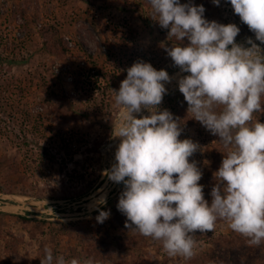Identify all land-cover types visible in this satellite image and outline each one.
Masks as SVG:
<instances>
[{
    "label": "rangeland",
    "instance_id": "obj_1",
    "mask_svg": "<svg viewBox=\"0 0 264 264\" xmlns=\"http://www.w3.org/2000/svg\"><path fill=\"white\" fill-rule=\"evenodd\" d=\"M191 2L204 6L209 21L235 23L237 43L248 47L251 37L264 49L229 0L219 6L212 0ZM157 20L149 0H0V205L11 200L62 203L45 206L52 214L26 213L32 221L25 224L17 219L23 215L0 212V264H41L45 247L54 257L91 258L95 264H200V256L204 264H264V241L250 244L224 219L213 231L193 235L190 259L169 256L160 241L120 232L108 219L96 221L95 200L106 195L100 210L110 211L123 191L122 183L103 172L114 162L119 139L112 136L124 111L115 104L113 90H119L126 69L137 60L173 77L159 107L178 119L179 139L200 145L189 159L203 172L204 193L207 177H215L228 151L187 112L177 83V74L187 73H180L165 51L184 42L168 36ZM20 41L23 48L16 47ZM256 120L264 123V113H254ZM38 221L52 223V232L47 235ZM79 232L85 241H79ZM100 237L108 239L111 253L97 263L92 248Z\"/></svg>",
    "mask_w": 264,
    "mask_h": 264
},
{
    "label": "clouds",
    "instance_id": "obj_2",
    "mask_svg": "<svg viewBox=\"0 0 264 264\" xmlns=\"http://www.w3.org/2000/svg\"><path fill=\"white\" fill-rule=\"evenodd\" d=\"M149 2L160 27L184 42L165 51L180 73H187L177 74L187 112L228 151L214 173L209 202L199 183L203 172L189 159L200 145L179 139L178 119L159 107L173 77L151 63L134 62L119 90H113L115 104L124 111L112 136L119 139L114 162L103 172L124 186L117 208L127 218L125 228L160 241L169 256L186 259L194 255L193 235L213 231L218 219L259 245L264 241V123L253 122V114L264 113V49L251 37L246 38L248 47L237 43L240 28L235 23L207 20L204 6L191 0ZM229 2L255 40L264 44V0ZM142 110L149 115H142ZM94 203L96 221L102 224L110 216V211L100 210L106 195ZM44 253L41 264H95L91 258L54 257L49 247Z\"/></svg>",
    "mask_w": 264,
    "mask_h": 264
},
{
    "label": "trees",
    "instance_id": "obj_3",
    "mask_svg": "<svg viewBox=\"0 0 264 264\" xmlns=\"http://www.w3.org/2000/svg\"><path fill=\"white\" fill-rule=\"evenodd\" d=\"M19 35H17V37H15V38H17V40L20 38ZM18 45L20 48H23L24 43H22L20 41L16 44V47H18ZM217 170L218 169H216V171ZM215 181H216V177H213L210 175L207 177L208 187L204 193V196H205V199L208 200L209 202H211L210 193H211L213 185L215 184ZM117 204H118V202H116L115 205L110 210V216L108 218L109 224L111 225L112 228L120 230V232H128L131 235L135 234L137 231L125 228V221L127 218L118 210ZM17 219L20 222H22L23 224L29 223L32 221L31 219L27 218L26 216H17ZM38 224L42 225V226L43 225L46 226V228H47L46 230L49 231V233H47V235L50 234V232H52V227L54 226L52 223L45 222V221H38ZM69 226H72V225L69 224ZM76 235H77L79 241H85L83 234H81L79 232ZM105 236H107V235H105ZM93 242H94V244H93V248H92V256H94L95 258L97 257V259L99 260L97 263H99L100 261L105 259L106 256L110 255L111 246H110V243L108 242V239L105 237H100V238L96 239V241L94 240ZM93 242H91V243H93ZM82 260L84 261L85 259L83 258ZM198 260H199L200 264H204L206 262V259L204 256H200ZM222 263H224V259H223Z\"/></svg>",
    "mask_w": 264,
    "mask_h": 264
},
{
    "label": "water",
    "instance_id": "obj_4",
    "mask_svg": "<svg viewBox=\"0 0 264 264\" xmlns=\"http://www.w3.org/2000/svg\"><path fill=\"white\" fill-rule=\"evenodd\" d=\"M169 90V89H168ZM83 200H89V197L84 198ZM11 203H4L0 205L1 213H10L16 215H25L26 213H45L52 214L50 210H46L45 206H50L51 204H62L59 201H37L36 203H24L19 200H11ZM77 202H72L70 205L75 206ZM65 215V214H59Z\"/></svg>",
    "mask_w": 264,
    "mask_h": 264
},
{
    "label": "built area",
    "instance_id": "obj_5",
    "mask_svg": "<svg viewBox=\"0 0 264 264\" xmlns=\"http://www.w3.org/2000/svg\"><path fill=\"white\" fill-rule=\"evenodd\" d=\"M17 35H19V33L17 32ZM68 39V38H67ZM70 45H72V43L70 42Z\"/></svg>",
    "mask_w": 264,
    "mask_h": 264
}]
</instances>
